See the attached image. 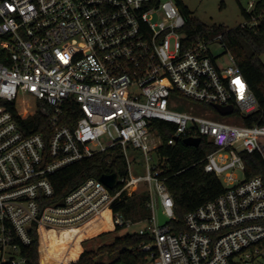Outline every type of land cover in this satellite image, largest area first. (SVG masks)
Instances as JSON below:
<instances>
[{"label":"built area","instance_id":"2783aa9c","mask_svg":"<svg viewBox=\"0 0 264 264\" xmlns=\"http://www.w3.org/2000/svg\"><path fill=\"white\" fill-rule=\"evenodd\" d=\"M185 27L175 0H0V264H29L35 232L42 264V232L59 239L105 212L114 229L139 226L130 233L152 239L141 245L146 264H264V176H248L243 158L264 163V124L243 125L259 104L233 55L225 65L212 53L215 42L225 48L222 36L191 44ZM73 105L76 123L62 125ZM215 105L234 111L222 116ZM36 113L48 133L31 128ZM234 116L239 124L224 119ZM155 120L176 126L169 145L200 138L216 147L204 169L225 191L179 232ZM115 147L128 174L113 189L91 178L55 199L51 175ZM129 148L144 154L145 175H133ZM142 188L148 219L113 212L122 193Z\"/></svg>","mask_w":264,"mask_h":264},{"label":"trees","instance_id":"16d2710c","mask_svg":"<svg viewBox=\"0 0 264 264\" xmlns=\"http://www.w3.org/2000/svg\"><path fill=\"white\" fill-rule=\"evenodd\" d=\"M182 15L186 20L184 29L188 41L193 44L198 41H211L222 36L225 48L233 55L238 67L248 81L255 95L259 109L243 120V125L252 127L264 124V0L255 3L251 11L242 8L247 25L235 29H227L224 26L206 27L192 16L191 11L185 7L181 0H175ZM213 110L212 107H208ZM76 106H66L62 117V125H74L78 119ZM30 126L34 132L45 131L48 133L50 125L48 118L36 113L30 120ZM151 127L157 130L162 145L155 151L160 159L159 167L162 169L160 178L170 192L175 203V217L171 223L175 232L185 229L184 219L187 214L197 210L204 204L215 200L224 193V187L220 180L212 173L204 169L206 157L216 150V147L207 140L202 139L198 147L187 146L184 140L179 139L174 145L169 141L174 138L176 126L171 123L155 120ZM48 143L49 138L46 135ZM246 173L248 176H264V163L258 155H243ZM116 173L118 177L128 174L126 159L118 147L100 153L92 158L76 162L50 176V181L55 190V199L66 196L72 190L78 188L88 179H100L103 175ZM116 188L113 192H115ZM148 193L140 191L128 195L122 193L116 200L112 209L115 214H121L125 220L139 222L150 217L148 208ZM100 234L95 239L110 238L116 235L110 244L103 245L97 251L84 250L81 242L68 243L65 254H73L70 264H146L147 253L141 250L142 244L152 243L149 236H140L137 233L118 235L123 228L117 227L113 231L103 228L97 223H88L86 226V239ZM53 236L51 239H54ZM38 235L33 233V243L28 252L29 264L39 263ZM59 246V243L56 247ZM49 245L42 244L41 263L45 264ZM81 254V255H80ZM109 256L110 262H100L101 256ZM66 264V263H63Z\"/></svg>","mask_w":264,"mask_h":264},{"label":"rangeland","instance_id":"374dc122","mask_svg":"<svg viewBox=\"0 0 264 264\" xmlns=\"http://www.w3.org/2000/svg\"><path fill=\"white\" fill-rule=\"evenodd\" d=\"M181 1L183 5L191 11L192 16L198 21H200L206 27L210 28L213 26H224L227 29H235L245 24L246 22L244 16L242 15V8L247 11H251L250 8L251 2L256 3L259 0H181ZM221 43L222 42L213 43L210 46V49L214 55L221 56V60L219 61L220 64L230 65L231 61L229 58L228 50L222 47ZM262 61L264 62V55L262 56ZM235 117L236 116L225 117L224 119L228 120L231 123L239 124L240 121L238 117L236 118ZM261 141L264 142V139H262ZM129 152L132 160L133 175L134 176L145 175L147 163L144 154L141 151L135 150L133 148H129ZM150 157L152 158V164H154L156 161L155 154L151 153ZM223 184L226 185L225 183ZM143 190L144 188L140 189V191ZM137 229H139V226H135L128 230H123L119 232L118 235H124L126 233L134 232ZM105 232L108 231H104L99 234H96L91 238H89L88 240L85 238V240L81 242L83 249L97 251L99 247L106 244H110L116 235H112L110 238H105L102 240L95 239L100 234H103ZM97 260L100 262H110L113 259L105 255L99 257ZM76 261H72V262H76Z\"/></svg>","mask_w":264,"mask_h":264},{"label":"bare ground","instance_id":"6f19581e","mask_svg":"<svg viewBox=\"0 0 264 264\" xmlns=\"http://www.w3.org/2000/svg\"><path fill=\"white\" fill-rule=\"evenodd\" d=\"M88 223H97L100 226H102L105 229L111 230L113 228L110 214L109 212H105L101 214L96 219L88 222ZM87 223V224H88ZM82 226L81 228H77L74 230H67L63 231L60 238L57 239V233L55 231H50L49 233H41V239L43 245H49L50 249L47 251L45 264H69L71 262V259L73 257V254H67L65 255V250L70 242H82L86 238V226ZM81 233V234H80ZM53 236H55L54 239H51ZM59 243V246L56 247V245ZM69 258V259H68Z\"/></svg>","mask_w":264,"mask_h":264},{"label":"water","instance_id":"95a60500","mask_svg":"<svg viewBox=\"0 0 264 264\" xmlns=\"http://www.w3.org/2000/svg\"><path fill=\"white\" fill-rule=\"evenodd\" d=\"M214 108L222 116H228V115L232 114L234 111L233 106L222 107L219 105H215ZM184 143L187 146L198 147L201 143V139L200 138H187L184 140ZM117 177H118V175L116 173H114V174H110V175H103V176H101V178L99 180L104 185H106L109 189H113L115 186V182H116ZM158 218H159V224L160 225H165L169 222V219L163 215L161 209H159Z\"/></svg>","mask_w":264,"mask_h":264},{"label":"crops","instance_id":"0c3cea01","mask_svg":"<svg viewBox=\"0 0 264 264\" xmlns=\"http://www.w3.org/2000/svg\"><path fill=\"white\" fill-rule=\"evenodd\" d=\"M113 229H114V228H113ZM113 229H111L110 231H113ZM81 247H82V252H81V254H82L84 249H83V246H82V245H81ZM81 254H80V255H81ZM79 257H80V256H79ZM79 257H78V258H79ZM76 260H77V259H76ZM76 260H75V261H76ZM69 264H70V263H69Z\"/></svg>","mask_w":264,"mask_h":264},{"label":"snow or ice","instance_id":"6c2138e0","mask_svg":"<svg viewBox=\"0 0 264 264\" xmlns=\"http://www.w3.org/2000/svg\"><path fill=\"white\" fill-rule=\"evenodd\" d=\"M236 83H239V81H236ZM242 87V86H241Z\"/></svg>","mask_w":264,"mask_h":264}]
</instances>
